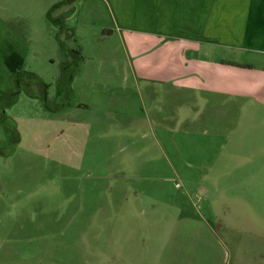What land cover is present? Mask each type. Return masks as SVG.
Masks as SVG:
<instances>
[{
	"label": "rangeland",
	"instance_id": "rangeland-1",
	"mask_svg": "<svg viewBox=\"0 0 264 264\" xmlns=\"http://www.w3.org/2000/svg\"><path fill=\"white\" fill-rule=\"evenodd\" d=\"M63 1L23 66L49 107L20 92L0 125V264H260L264 58L207 56L249 68L254 98L146 83L102 0Z\"/></svg>",
	"mask_w": 264,
	"mask_h": 264
},
{
	"label": "crops",
	"instance_id": "crops-1",
	"mask_svg": "<svg viewBox=\"0 0 264 264\" xmlns=\"http://www.w3.org/2000/svg\"><path fill=\"white\" fill-rule=\"evenodd\" d=\"M56 1L0 0V61L8 72L23 70L30 42H51L46 13ZM102 1L114 31L138 52L135 73L146 83H170L194 96L223 93L254 98L253 90L244 91L253 89L249 68L237 66L239 61L208 57L215 50L237 58H264V0ZM256 95L264 104V98ZM259 256L263 264L264 255Z\"/></svg>",
	"mask_w": 264,
	"mask_h": 264
},
{
	"label": "trees",
	"instance_id": "trees-1",
	"mask_svg": "<svg viewBox=\"0 0 264 264\" xmlns=\"http://www.w3.org/2000/svg\"><path fill=\"white\" fill-rule=\"evenodd\" d=\"M71 0H65L63 1L62 5H65L66 3L69 4ZM61 6V2L55 4L52 6L46 13L47 20L53 24V25H59V21L61 19L54 18L52 15L53 10ZM62 34V31H58L55 35L56 41H57V53L59 56H64L65 58L68 56H74L78 61L74 64H77L79 61H81V56L79 54L78 50H70L68 48H64V42L60 38V35ZM67 50V51H66ZM75 67H73L71 64L67 63L66 61H61L60 65V79H64L66 81V86L68 87L69 83L72 80L73 71L76 70ZM6 68L3 66L2 62L0 61V70ZM7 72V71H6ZM75 72V71H74ZM12 78H13V84H14V91H9L7 95H4L0 91V125L4 129L5 132H7V127L4 124L5 120V112L4 110L6 108L12 107L15 103L18 101V96L20 92H24L28 97L35 99L37 102L42 104L45 107H49V98H48V89L49 85L45 84L41 81H37V78L34 74L25 72L24 70H19L13 73L7 72ZM1 77V76H0ZM23 79H26L29 82L23 83ZM29 79L34 80V83H32ZM58 84H63L58 82ZM34 89H38V91L34 92ZM59 95V91L56 92V96ZM6 98H9L6 100Z\"/></svg>",
	"mask_w": 264,
	"mask_h": 264
}]
</instances>
